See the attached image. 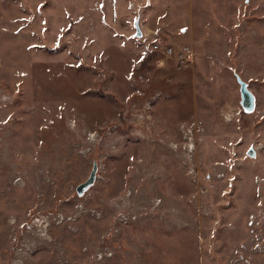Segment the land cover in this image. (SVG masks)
Returning a JSON list of instances; mask_svg holds the SVG:
<instances>
[{"label": "rangeland", "instance_id": "374dc122", "mask_svg": "<svg viewBox=\"0 0 264 264\" xmlns=\"http://www.w3.org/2000/svg\"><path fill=\"white\" fill-rule=\"evenodd\" d=\"M263 241L264 0H0V264H264Z\"/></svg>", "mask_w": 264, "mask_h": 264}, {"label": "water", "instance_id": "95a60500", "mask_svg": "<svg viewBox=\"0 0 264 264\" xmlns=\"http://www.w3.org/2000/svg\"><path fill=\"white\" fill-rule=\"evenodd\" d=\"M136 27V36L140 37L141 32L139 29L138 22L135 23ZM235 79L237 80V83L239 84V94H240V107L245 111V112H251L254 107H255V98L254 95L251 93V91L248 89L247 83L242 80V78L235 73ZM254 149H249L247 152L248 156H253L254 157ZM96 163H93L92 169L87 177L86 180L83 182H80L75 188L76 194L78 196H82L83 193H85L95 182L94 179H96V172H97V167Z\"/></svg>", "mask_w": 264, "mask_h": 264}, {"label": "built area", "instance_id": "2783aa9c", "mask_svg": "<svg viewBox=\"0 0 264 264\" xmlns=\"http://www.w3.org/2000/svg\"><path fill=\"white\" fill-rule=\"evenodd\" d=\"M153 49L156 51H161L162 53L166 55H175L178 60H183L185 58V55H187L188 52L186 51H180L179 53H176L174 49L170 46H160L159 44H154ZM264 244V241H263ZM264 246H260L259 249H261Z\"/></svg>", "mask_w": 264, "mask_h": 264}]
</instances>
